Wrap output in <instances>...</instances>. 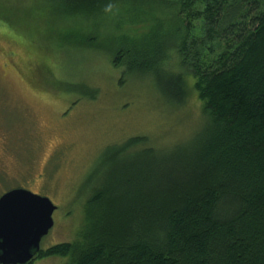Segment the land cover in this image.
Returning <instances> with one entry per match:
<instances>
[{"label":"trees","instance_id":"16d2710c","mask_svg":"<svg viewBox=\"0 0 264 264\" xmlns=\"http://www.w3.org/2000/svg\"><path fill=\"white\" fill-rule=\"evenodd\" d=\"M47 1L65 19L152 21L149 34L121 38L114 65L123 78L153 79L177 106L194 91L204 119L169 148L146 136L107 147L88 176L106 169L84 202L78 240L29 264H264V0ZM166 16L174 27L165 29ZM163 30L166 42L155 36ZM0 38L26 47L22 36ZM52 51L43 47L44 59L54 62Z\"/></svg>","mask_w":264,"mask_h":264},{"label":"rangeland","instance_id":"374dc122","mask_svg":"<svg viewBox=\"0 0 264 264\" xmlns=\"http://www.w3.org/2000/svg\"><path fill=\"white\" fill-rule=\"evenodd\" d=\"M47 5V0H0V37L15 34L26 42L23 50L0 38V197L25 188L58 207L41 250L78 240L84 202L106 169L92 183L88 176L96 173L107 147L146 136L153 147L169 148L189 141L204 119L194 91L177 106L153 79L123 78L124 70L114 65L121 38L149 34L152 21L125 25L115 14L65 19ZM171 23L166 16L165 29ZM167 32L155 36L166 42ZM43 47L53 50L54 62L44 59ZM33 264L69 260L51 257Z\"/></svg>","mask_w":264,"mask_h":264},{"label":"water","instance_id":"95a60500","mask_svg":"<svg viewBox=\"0 0 264 264\" xmlns=\"http://www.w3.org/2000/svg\"><path fill=\"white\" fill-rule=\"evenodd\" d=\"M58 207L46 196L24 188L0 197V264H29L53 229Z\"/></svg>","mask_w":264,"mask_h":264},{"label":"clouds","instance_id":"9594fccd","mask_svg":"<svg viewBox=\"0 0 264 264\" xmlns=\"http://www.w3.org/2000/svg\"><path fill=\"white\" fill-rule=\"evenodd\" d=\"M106 10H111V5L108 6V8Z\"/></svg>","mask_w":264,"mask_h":264}]
</instances>
